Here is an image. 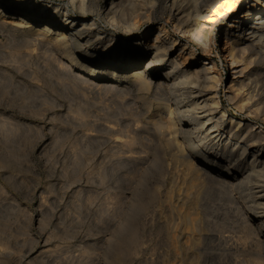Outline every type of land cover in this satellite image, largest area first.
Returning <instances> with one entry per match:
<instances>
[{
    "label": "rangeland",
    "instance_id": "1",
    "mask_svg": "<svg viewBox=\"0 0 264 264\" xmlns=\"http://www.w3.org/2000/svg\"><path fill=\"white\" fill-rule=\"evenodd\" d=\"M3 1L32 6L34 12L40 8H66L63 12L70 16L78 12L69 0ZM93 1L87 14L104 25L105 0ZM133 1L144 3L151 16L150 22H140L134 35L165 24V0H151L152 8L149 0ZM215 1L207 2L206 8ZM245 9L241 4L238 10ZM62 14L56 19H63ZM165 27L173 32L170 22ZM230 28L217 25L211 37V61L221 75L219 101L236 119H250L264 130L263 115L247 112L246 107L237 110V103L228 98L240 92L232 82L238 74L223 53L233 39ZM29 34L17 30L0 12V264H242V252L218 250L207 236L202 240L198 223L196 235L190 230L189 217L197 209L194 206L189 213L188 208L197 188L192 186V174L184 172L185 160L156 151L149 130L156 113L154 88L139 91L123 83L107 89L84 83L76 75L81 68L64 69L60 63L66 59L46 39L33 40ZM173 34L201 56L195 37ZM114 35L130 36L121 30ZM95 47L91 41L81 53L85 74L87 69L100 74L107 66L95 55ZM116 70L119 77L126 68ZM253 71L251 85L264 98V64ZM108 76L100 80L113 78ZM195 166L213 164L196 159ZM208 201L206 210L213 212L207 218L214 229L219 221L214 203ZM187 233L194 236L192 251L182 245Z\"/></svg>",
    "mask_w": 264,
    "mask_h": 264
},
{
    "label": "bare ground",
    "instance_id": "2",
    "mask_svg": "<svg viewBox=\"0 0 264 264\" xmlns=\"http://www.w3.org/2000/svg\"><path fill=\"white\" fill-rule=\"evenodd\" d=\"M69 1L78 10L74 16L67 15L66 8H40L34 12L32 6L23 8L3 0L0 12L8 15L9 23L17 30L27 31L36 40L46 39L66 59L60 63L63 68L86 69L79 59L92 41L96 45L92 50L107 66L100 74H94L93 69H87L85 74L80 69L76 75L84 83L107 89L119 88L123 83L139 91L154 88L156 113L149 130L157 143L156 151L185 160L184 172L192 174V186L197 188V196L188 208L189 213L195 210L194 206L197 209L196 215L189 217L190 230L194 232L198 223L200 238L215 240L218 250L242 252V264H264V130L250 119H236L222 109L218 96L221 75L211 61L212 34L217 25L229 24V36L233 39L223 53L234 74H238L232 82L233 86L237 84L235 91L240 92H233L228 98L237 103V110L246 107L247 112L264 117V98L250 80L253 68L264 64V0H217L209 9L206 3L211 4V0H165V24L170 22L173 32L178 31L185 38L195 37L203 50L200 57H196L188 42L178 41L165 24L153 25L149 31L134 35L141 21L151 20L144 3L105 0L104 25H98L87 14L93 0ZM149 1L152 8L153 2ZM241 4L246 9L240 13ZM59 12L63 19H56ZM116 30L130 36L118 39L114 35ZM108 67L114 70L111 72ZM122 67L126 70L116 76V69ZM110 74L111 80H100ZM188 142L196 146L192 148ZM196 159L209 160L213 166L194 167ZM210 198L219 221L214 229L210 225L213 220L207 218L213 212L206 210ZM186 237L184 250L196 249L192 244L195 242H190L194 239L192 233Z\"/></svg>",
    "mask_w": 264,
    "mask_h": 264
}]
</instances>
